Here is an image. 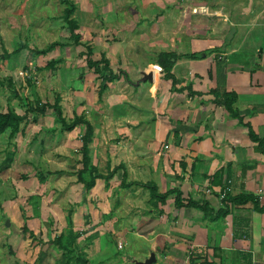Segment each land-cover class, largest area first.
<instances>
[{"label":"crops","instance_id":"crops-1","mask_svg":"<svg viewBox=\"0 0 264 264\" xmlns=\"http://www.w3.org/2000/svg\"><path fill=\"white\" fill-rule=\"evenodd\" d=\"M212 1L208 5L197 0L194 32L161 48L179 55L172 66L178 86L190 85L196 93L175 89L161 75L154 78L155 66L160 72L156 58L149 68L143 58L131 65L113 60L110 44L102 53L115 72L125 70L131 81L121 74L107 82L99 97L101 77L86 58L71 69L69 116L84 113L93 126L91 163L102 173L108 165L118 166L108 181L97 178L84 190L77 179L83 125L42 139L37 135L46 125L35 119L21 124L4 169L24 177V195H38V204L32 198L24 206V225L32 231H27L28 239L49 240L51 232V239L60 234L66 241L75 237L69 248L91 264L90 256L103 251L101 234L121 230V219L127 216L130 230L142 227L140 236L149 244L143 258L137 252V264H159L158 257L167 264H264V209L255 206H264V144L250 138L247 125L264 142V0ZM196 53L201 56H191ZM149 74L151 78L142 79ZM215 87L236 93L234 106L244 123L214 102L208 91ZM43 170L55 180L49 194L47 177L38 179ZM123 176L128 181H154L159 192L178 187L183 205L176 207L172 195L163 203L150 199L144 205L140 194L145 188L122 187ZM225 186L229 189L222 195ZM118 189L123 190L120 201L111 196ZM227 195L251 197L241 201ZM190 198L208 201L214 211L227 206V214L214 220L205 217L200 209L185 205ZM121 238L117 236V247L124 246ZM54 248L60 252L54 264H59L64 250ZM42 260L36 256L34 264Z\"/></svg>","mask_w":264,"mask_h":264},{"label":"rangeland","instance_id":"rangeland-1","mask_svg":"<svg viewBox=\"0 0 264 264\" xmlns=\"http://www.w3.org/2000/svg\"><path fill=\"white\" fill-rule=\"evenodd\" d=\"M71 1L76 4L74 16L79 23L77 31L81 34L77 42L69 37V29L60 18L66 6L61 0H0V106L3 110L10 108L23 112L26 110L24 98L31 102L52 103L61 94L62 114L71 120L73 116H69L71 105L67 97L70 71L84 64L87 45L92 48V56L100 57L104 55L102 51L107 50L104 47L110 44L108 54L113 60H123L131 65L133 62L138 64L135 62L137 58H143L147 63L144 67L149 68L155 63L157 52L161 48L171 41H180L182 36L185 38L187 32H194L197 25V0ZM201 1L208 5L213 3L212 0H199ZM208 17L209 25H212L213 15ZM52 40L67 44L57 45L45 53H34L33 49L44 47ZM19 44L23 45L20 50L17 49ZM50 60L55 61L53 65L48 64ZM157 69L155 66L153 72ZM136 73L138 72L133 73L134 77ZM28 115L31 116V112ZM38 121L46 125L41 127V132L37 135H41L42 139L45 135H66L67 130L61 128V121L53 108L48 107L43 113L37 112L35 122ZM13 137H9V129L0 133V164L12 155ZM48 174L47 194L55 184L52 175ZM25 185L20 173H6L4 168L0 169V264H34L36 256L43 258L41 264H54L55 256L60 252L54 248L56 243L51 241L52 232L49 240L36 241L33 240L34 237L32 240L28 239L27 231L21 229L27 212L26 203L29 204L32 199L30 194L24 195ZM122 191L112 190L111 196L118 197L117 201H120ZM140 195L144 205L151 199L148 188ZM131 221V218L124 216L119 232L101 234L103 251L90 256L91 264L99 260L109 261L111 264H137V252L140 253V259L143 258L142 254L146 253L149 244L140 236L143 233L142 227H138L137 232L130 230L131 224L127 225V222ZM37 234L40 237L41 232L37 231ZM117 236L122 237V248L117 247ZM37 249L40 252L36 254L39 251ZM157 262L167 264L161 257H158Z\"/></svg>","mask_w":264,"mask_h":264},{"label":"trees","instance_id":"trees-1","mask_svg":"<svg viewBox=\"0 0 264 264\" xmlns=\"http://www.w3.org/2000/svg\"><path fill=\"white\" fill-rule=\"evenodd\" d=\"M66 4L64 7L62 13L60 14V18L65 22L66 26L69 29V37L73 38L74 42H77L81 38V34L77 31V28H79V23L77 18L74 16V12L76 9V4L71 0H61ZM67 44V42H63L60 40H52L48 42L44 47L35 48L33 49L34 53H45L48 50H51L53 47L59 45L63 46ZM23 47V45H18V50H20ZM31 50V49H30ZM32 51V50H31ZM86 63L89 67H93L94 71L97 72L101 79L99 83V97H101V93L103 90H105L107 86L108 81H112L115 79L120 78L121 74L127 81H131L129 78L127 72L123 69H120L119 72H115L111 66L109 59L101 55L100 57L94 58L92 56V48L87 45L86 48ZM5 56H7L5 54ZM192 57H200V53H196L191 55ZM179 57V55L174 51H167V50H160L157 53L156 62L160 66V72L158 70L152 72L151 74L154 76V78H157L158 75H161L165 79H169L172 82V85L175 89H178L179 91L187 88L190 92L194 93L191 89L190 85H180L178 86V83H180V80L175 76V74L172 72V66L174 64V61ZM54 60L49 61V65L54 64ZM149 75L142 77V79L151 78ZM140 81V80H139ZM138 81V82H139ZM209 93H212L214 96V102L217 104H222L229 113L238 118V121L240 123H244L242 116L238 112L236 106H234V102L236 101L237 95L234 91H227L225 89H221L219 87L211 88L208 91ZM196 93V92H195ZM61 96L57 95L54 98V101L50 103L49 101L45 102H38V101H29L27 98H24L23 102L26 105V110L22 113H18L13 109L7 108L6 110H2L0 106V133L6 131L9 129V137H13L22 127L21 123L23 122L26 124L29 122L32 118V120L35 119V116L37 112L43 113L45 110H47L48 107L53 108L57 112V115L61 121V128L64 130H71L77 125H83V131L81 133V167L77 170V179L78 181L83 183V189L87 190L91 188L94 184L97 178H104L105 180H109L118 168V166L113 167L112 169L108 165L107 169L108 171L106 173H102L98 170L97 166L92 164L90 161V147L89 143L92 139L93 135V126L90 123V121L83 115V114H74L71 120L67 119L62 114V108L60 105ZM28 112H31V116L28 115ZM247 124V123H245ZM248 125V135L250 138L254 141L258 142V145L261 146L264 144L263 141L258 139V136L254 133L252 128L250 127V124ZM257 145V146H258ZM12 155L8 156V160L3 161L0 164V169L5 168L7 165H9V161L11 160ZM50 171H44L39 174L40 180L43 179L47 173ZM133 184L144 186L145 188L149 189L150 198L156 201H161L162 203L165 202L166 198L169 195H172L174 197V204L176 207H179L183 205V202L181 200V191L178 187L170 188L164 192H159L157 189V185L154 181H140V180H126V177L123 176L120 185L122 187H128ZM251 197V195H238V196H229L227 195L226 198L233 199V200H241L245 201ZM33 198V202L35 204H38V196L32 195L30 196ZM255 206L261 210L264 209V206H260L255 202ZM187 206H192L195 208L200 209L203 212V215L205 217H208L212 220L223 217L227 214L228 208L227 206L221 207L218 210L214 211V209L210 206L209 202L206 200H200V199H188L185 203ZM22 231H29L30 234H32V231L28 229L26 225L22 226ZM64 234H60L58 236H55L51 241L53 243H56L58 247L62 248L63 256L61 259L58 260L59 264H62L64 261L66 264H85L86 263V257L78 253L77 255L74 254L72 248H69V244H72L75 240V237L71 238L68 241L65 240V237H63ZM75 236V234L73 235Z\"/></svg>","mask_w":264,"mask_h":264},{"label":"built area","instance_id":"built-area-1","mask_svg":"<svg viewBox=\"0 0 264 264\" xmlns=\"http://www.w3.org/2000/svg\"><path fill=\"white\" fill-rule=\"evenodd\" d=\"M229 189L228 186H225V188L223 189V192H221L222 195H224L226 193V191ZM118 247H122V243H118Z\"/></svg>","mask_w":264,"mask_h":264},{"label":"water","instance_id":"water-1","mask_svg":"<svg viewBox=\"0 0 264 264\" xmlns=\"http://www.w3.org/2000/svg\"><path fill=\"white\" fill-rule=\"evenodd\" d=\"M149 77H150V74H149ZM8 223H9V219L6 220V224H8Z\"/></svg>","mask_w":264,"mask_h":264}]
</instances>
